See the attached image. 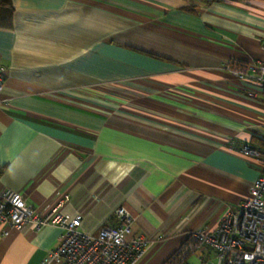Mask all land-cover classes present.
<instances>
[{
    "label": "crops",
    "instance_id": "crops-1",
    "mask_svg": "<svg viewBox=\"0 0 264 264\" xmlns=\"http://www.w3.org/2000/svg\"><path fill=\"white\" fill-rule=\"evenodd\" d=\"M0 15V189L83 214L96 234L123 205L136 264H165L215 230L262 170L264 87L230 61L264 60V0H12ZM0 264H39L61 229L2 233ZM203 247L181 264H215Z\"/></svg>",
    "mask_w": 264,
    "mask_h": 264
},
{
    "label": "built area",
    "instance_id": "built-area-1",
    "mask_svg": "<svg viewBox=\"0 0 264 264\" xmlns=\"http://www.w3.org/2000/svg\"><path fill=\"white\" fill-rule=\"evenodd\" d=\"M237 78H254L264 87V60L230 61L226 65ZM0 67V92L3 89ZM245 156L261 160L262 170L250 187V195L239 206L230 208L215 230L198 229L168 258L165 264H181L203 247L213 249L215 264H264V148L246 143L240 148ZM70 200L62 194L58 205L43 210L28 202L22 192L10 187L0 189L2 233L11 228L32 225L40 230L47 225L61 229L58 244L39 264H136L154 240L143 234L128 237L133 215L123 205L115 210V222L104 224L96 234L83 230V214H65L60 208Z\"/></svg>",
    "mask_w": 264,
    "mask_h": 264
},
{
    "label": "trees",
    "instance_id": "trees-1",
    "mask_svg": "<svg viewBox=\"0 0 264 264\" xmlns=\"http://www.w3.org/2000/svg\"><path fill=\"white\" fill-rule=\"evenodd\" d=\"M12 11V0H0V15L3 13H11ZM261 144L263 145L262 147H264V140L261 142Z\"/></svg>",
    "mask_w": 264,
    "mask_h": 264
}]
</instances>
